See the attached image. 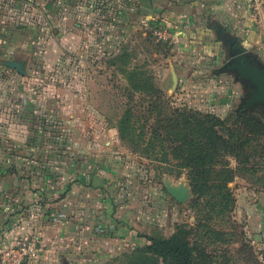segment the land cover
Masks as SVG:
<instances>
[{
  "label": "rangeland",
  "instance_id": "obj_1",
  "mask_svg": "<svg viewBox=\"0 0 264 264\" xmlns=\"http://www.w3.org/2000/svg\"><path fill=\"white\" fill-rule=\"evenodd\" d=\"M254 25L259 26L256 19ZM221 28L215 25L213 30L214 42L219 44L212 41L198 49L190 48L183 51L187 57L181 59L176 57L179 50L173 51L169 31L161 26L130 30L119 45L105 39L98 28L90 27L88 46L83 49L79 40L77 44L65 45L63 60L49 62L51 67L48 65L46 73L34 72L36 84L51 92L41 98L49 104H41L40 111L45 114L47 126L55 131L56 141L70 151L88 150L91 167L102 169L114 213L120 206L126 211L123 216L126 222L120 224L116 219L119 226L115 229H122V238L130 237L127 241L123 239L124 246H130L129 251L150 244L148 238L179 235L191 245L196 243L203 248L214 264H264L253 243L264 240V232L255 234L250 230L256 223L262 226L264 216V128L256 124L244 128L239 120L240 113L248 110L253 123L264 124V105L248 109L242 106L248 89L226 67L229 55L223 41L235 38L243 52L263 68L264 44L260 42L259 49L250 47L241 32ZM40 51L42 46H33L31 50ZM80 52L88 64L82 66L79 62ZM20 56L25 58L27 54ZM31 64L41 69V62ZM133 67L145 72L140 79L151 77L147 79L148 86L154 88L149 89L151 94L133 88L127 73ZM151 104H156V108L149 111ZM128 108L143 116L140 123L145 125V141L140 147L134 142L133 139L137 140L134 135L126 139L119 136L117 122ZM175 109L185 115L195 110L213 114L223 121L222 128L235 136L232 141L235 147L243 141L233 152H222L216 165L230 169L233 175L228 183L232 194L230 210L224 217L217 213L202 217L203 209L207 208L206 197H199L194 191L189 168L175 158L172 148L167 150V161L160 159V149H145L155 124L160 126V135H174L176 129L167 124L174 125ZM3 110L0 118L7 117L3 112H9ZM181 130L188 135L193 133L187 126ZM76 178L71 175L68 180ZM166 181L186 187L188 199L179 203L172 198ZM179 230L187 233L177 234ZM115 257H110L107 263L122 264V257L117 261ZM148 264L164 263L151 259Z\"/></svg>",
  "mask_w": 264,
  "mask_h": 264
},
{
  "label": "crops",
  "instance_id": "obj_2",
  "mask_svg": "<svg viewBox=\"0 0 264 264\" xmlns=\"http://www.w3.org/2000/svg\"><path fill=\"white\" fill-rule=\"evenodd\" d=\"M246 3L0 0V110L9 111L0 118V249L26 236L38 237L43 254L32 264H106L130 249L123 244L130 237L122 238V229H115L116 219L126 222V211L120 206L114 213L102 169L88 162L90 152L70 151L56 141L40 111L41 104H49L41 98L51 92L36 84L34 72L46 73L49 62L63 60L65 45L79 40V46H88L90 27L119 45L130 30L161 26L169 31L173 51L179 50L176 57L181 59L187 57L183 51L214 42L215 25L241 32L246 44L258 48L264 44V0L257 13ZM33 46L43 51L33 53ZM8 60L24 62L25 74L6 66ZM31 61L41 62V69L33 68ZM79 62L88 64L82 52ZM71 175L75 181L68 180ZM261 221L251 232H264V216Z\"/></svg>",
  "mask_w": 264,
  "mask_h": 264
},
{
  "label": "trees",
  "instance_id": "obj_3",
  "mask_svg": "<svg viewBox=\"0 0 264 264\" xmlns=\"http://www.w3.org/2000/svg\"><path fill=\"white\" fill-rule=\"evenodd\" d=\"M118 58L116 56L114 62ZM138 69L137 67H133L127 72L128 78L132 83L131 85L140 93L151 94L149 89L154 90V88L148 86L147 81L151 77L146 76L147 79H140L141 76L146 74L144 71ZM152 108H156V104H151L147 109L151 111ZM246 111L248 110L239 115L241 126L247 128L250 125L256 124L258 127L261 125L262 127L260 128H264L263 123H253V115H250ZM174 113L176 114L174 125L167 124V127L176 129L174 135H160V126L155 124L153 126L154 132L147 140L145 149L147 151L160 149L162 152L160 159L166 160L169 156L167 150L172 148L175 158L181 160V165L189 168L194 191L198 192L199 197H206L204 204H207V208L203 209L202 217L205 218L209 215L211 217L214 213L224 217L230 210L229 206L232 194L228 183L232 181L233 175L230 169L217 168L216 165L219 163L222 152H233L234 148L238 149L243 144V141L235 147L232 142L235 136L229 130H224L222 128L224 126L223 121L213 114L195 110L185 115L178 109H175ZM134 116L135 120H133ZM141 118L143 119L142 114H133L128 108L119 117L117 122L119 136L122 139H126L129 135H134L137 140L132 139L139 147L145 141V125L143 122L140 123ZM182 126H187L193 133L189 135L185 134L181 130ZM137 130L138 133H136ZM183 232L179 230L177 234L187 233L184 230ZM148 239L150 244L122 252L114 260L117 261L122 257V264H148V261L151 259L162 260L164 264L215 263L205 253L203 248L198 247L196 243L191 245L189 241L180 239L179 235H174L168 239L157 237ZM106 264L108 263L106 262Z\"/></svg>",
  "mask_w": 264,
  "mask_h": 264
},
{
  "label": "water",
  "instance_id": "obj_4",
  "mask_svg": "<svg viewBox=\"0 0 264 264\" xmlns=\"http://www.w3.org/2000/svg\"><path fill=\"white\" fill-rule=\"evenodd\" d=\"M234 60L240 61L239 65L235 67L236 77L242 82H249L253 85V91L248 96L245 108H251L257 104H264V68L255 63L252 56L239 47L233 53ZM8 67L16 69L21 74H25V63L21 61L8 60L4 62ZM167 192L177 202L182 203L189 197L188 189L184 186H174L169 182H165Z\"/></svg>",
  "mask_w": 264,
  "mask_h": 264
},
{
  "label": "built area",
  "instance_id": "obj_5",
  "mask_svg": "<svg viewBox=\"0 0 264 264\" xmlns=\"http://www.w3.org/2000/svg\"><path fill=\"white\" fill-rule=\"evenodd\" d=\"M250 9L257 13L263 0H245ZM258 254L264 259V240H253ZM42 246L38 237L26 236L11 246L0 249V264H32L42 257Z\"/></svg>",
  "mask_w": 264,
  "mask_h": 264
},
{
  "label": "flooded vegetation",
  "instance_id": "obj_6",
  "mask_svg": "<svg viewBox=\"0 0 264 264\" xmlns=\"http://www.w3.org/2000/svg\"><path fill=\"white\" fill-rule=\"evenodd\" d=\"M223 43L226 44V46L228 48V55H229V59L228 60L226 59V62H225L226 63V67L231 68L233 70V72H234V75H235L236 74L235 67L237 65H239L240 61L234 60L235 55L233 53L236 51L237 48H239V46L237 45V43H236V41L234 39H226V40L223 41ZM244 84L246 85V88L248 89V92L246 93L247 94L246 98L244 99V101L242 103L243 107H244V104L246 103V100H247L248 96L250 95V93L254 89L253 85H251L249 82H244ZM255 106H253V107H255ZM243 107L241 109H243ZM253 107H251V108H253ZM246 109H248V108H246Z\"/></svg>",
  "mask_w": 264,
  "mask_h": 264
}]
</instances>
